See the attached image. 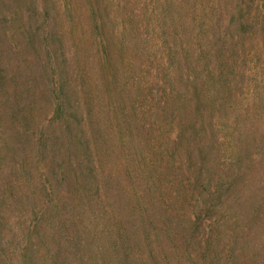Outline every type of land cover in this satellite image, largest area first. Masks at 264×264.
I'll use <instances>...</instances> for the list:
<instances>
[{
    "label": "rangeland",
    "instance_id": "obj_1",
    "mask_svg": "<svg viewBox=\"0 0 264 264\" xmlns=\"http://www.w3.org/2000/svg\"><path fill=\"white\" fill-rule=\"evenodd\" d=\"M13 5L20 13L6 23L5 31L14 50L0 58V69L23 71L27 84L31 75H37L38 84L31 82V86H38L42 93L36 101L35 121L49 125L28 133L40 142L45 140L46 162L30 145L10 161L22 165L20 173L13 172L5 157L0 160V198L8 197L14 188L13 198L0 205V244L13 254L11 262L51 264L53 259L46 262L45 258L60 249L73 262L65 242L57 245L54 238L65 233L78 241L77 229L83 240L89 231L109 232L107 223L114 234L124 233L116 201L118 194L135 187L139 205L149 217L144 218V227L140 222L129 232L136 240L120 241L121 255L130 247L136 249L130 258L137 264L153 256L157 264L207 260L264 264V19L258 20L255 14L256 5L263 6L264 0H251V18L262 23L254 21V29L249 28V36L238 39L235 48L232 29L221 35L217 29V37L210 36L220 50L217 61L226 63V71L220 73L205 68L201 61L200 47H209L198 38L201 0H102L101 37L91 34L88 28L93 21L75 6L73 32L63 42L69 59L65 83L70 90L87 96L89 92L98 127L106 134L98 149L90 151L91 158L84 151L73 152L79 168L99 179L87 185L78 170L81 187L68 182L57 185L52 162L47 171L41 170L53 157L60 125L59 119H53L52 125L46 122L55 106L46 90L52 83L62 88L61 82L67 79L59 69L42 72L39 66L44 68L48 59L29 50L23 41L29 23L22 12L35 9L37 0H13ZM82 28L87 29L85 37L78 33ZM106 46L105 61L101 49ZM74 125L73 130H79L84 122ZM72 127L60 131L68 134ZM54 161L56 166L61 162L58 157ZM148 166L158 168L147 173ZM15 179L16 185L10 187ZM49 184L54 188L46 197L43 187ZM149 187L155 188L153 194L147 193ZM47 199L54 200V205L44 213ZM196 208L193 227L188 216L195 220ZM45 225L56 232L45 231ZM99 243L105 246L101 256L91 253L89 263L77 264L116 262L118 245L110 246L105 237ZM23 247H27L24 255Z\"/></svg>",
    "mask_w": 264,
    "mask_h": 264
},
{
    "label": "trees",
    "instance_id": "obj_2",
    "mask_svg": "<svg viewBox=\"0 0 264 264\" xmlns=\"http://www.w3.org/2000/svg\"><path fill=\"white\" fill-rule=\"evenodd\" d=\"M100 3H102V0H37V6H34L35 9L27 11L24 14L22 12V17L26 15L25 21L29 23L28 28L23 33V41L27 44L29 50H32V52H38L48 59V63L44 68L39 66L40 69L42 68V72L48 71L49 69L51 71L59 69L62 75L65 76L66 71H68L65 69L68 67L69 59L64 52L63 42L66 38L71 37V32H73L71 24L74 15L72 14L76 5L80 6L79 10L82 9L84 11L88 20L91 19L93 21L92 24L89 23L90 28H88L91 34L101 37L100 32L102 31V28L100 27V21H98V15H100L99 13L101 12L99 8ZM251 11V0H201L199 17L200 31L198 32V38H202L201 42L205 43L206 46H209L207 48L200 47L201 55H203L201 61L205 68L211 69L212 71H218V73H220V71H226V63H224V61H217L220 58V50L218 51L216 46L213 45L210 36L217 37V29L219 30L220 35L222 32L226 33L228 29H232L234 33L230 36L232 39L231 46L232 48H235L241 39L245 40L246 36H249L248 29H254L253 27H255V20L251 18ZM19 13L20 8L16 9L14 7L13 0H0V36H3V38L0 39V58L2 60L6 55L5 53L11 52L12 49L8 42L9 39L7 40L6 32L9 31H5V25L6 23H9L10 19H16V16ZM255 14L257 15L256 18L258 20L261 18L262 21V19H264V5H256ZM65 16L67 18H65ZM69 18H71V20ZM255 22L257 25L262 23L259 21ZM74 26L75 29H77L75 23ZM86 30V28H82L78 33L85 37ZM251 32H254V30ZM238 39L240 40L238 41ZM107 48L108 47L106 46L101 49V60L105 59L106 61L107 55L109 54L106 53L108 50ZM205 52L207 55L206 57L204 55ZM210 53L212 54L209 55ZM59 58H61L62 61H60ZM22 72L23 71H2L0 69V160L5 157L6 164L11 167L15 174H18V172L20 173L19 168L22 167V165L17 164L14 166L10 161L15 159L16 155L25 153L23 150H26V147L29 145L32 147L31 151L36 153V156L40 160L45 162L48 160L46 155V149L48 146H46L45 140L43 139V141L40 142L39 139L33 138L31 134L30 136L28 135V133L34 128L40 129L42 126L47 128L49 125L48 124L45 127L44 123L35 121L36 101L42 93L38 86H31V82L38 84L37 75H31L32 79L30 83L27 84V79H25ZM77 78L78 72L76 73L74 80ZM59 79L63 80L62 78ZM66 79L67 81L63 80L61 82L63 84L62 88L59 87L58 89L56 83H52L46 90V94L48 96L50 95L55 104L52 108L51 117L46 122L51 121L50 124L52 125L53 119H59L60 125L57 127L59 134L54 129L58 135L56 136L58 145L54 147V149L52 147L53 157L49 159L48 164L42 167L41 170L44 169L47 171L46 168H50L52 162V168H57V178L55 180L57 185L68 182L77 187H81L79 177L76 173L78 170L82 173L81 180L85 179L87 185L91 182L96 183L99 179L87 170L86 173H84V169L79 168L78 155L76 157L72 156L73 152L80 154L81 150L91 158L94 154L90 151L98 149V144L103 141V138L101 137L106 134H103L101 128L98 127L99 120L94 116L95 106L89 92L87 93V96L82 92H78V89L70 90L69 84H67L69 86L67 87L65 83L68 82L69 79L67 77ZM218 81H220V77H218ZM56 89L59 90L58 93ZM80 90L85 89L83 88ZM81 122H84V127H80L79 130H73L76 127L74 124L80 125ZM71 124L73 127L68 134L61 133L60 128L65 131L71 126ZM123 124L126 125L127 123L124 122ZM86 125H88L89 130ZM75 145H77L76 150H74ZM70 149H72V151L68 152ZM62 150L64 153L60 154L59 151ZM56 157L60 158L61 161L57 166L54 163V158ZM157 161L159 164L158 166H161L159 159ZM162 161L164 160L161 159V162ZM151 165H153V163ZM156 168L158 167L148 166L146 169L147 173H152ZM138 172L140 173L141 171ZM43 175L46 174H42V180H45ZM168 176L169 174L165 177L166 180H168ZM165 178H157V180L160 183H163ZM16 181L17 179L13 180L9 186H15ZM43 188L46 197H50L54 188L53 185L49 184L47 187L44 186ZM134 188L135 187L128 188L118 194L116 201L117 209L119 211V228L124 233L114 234L110 223L105 224L106 227L109 226L111 228L109 232L105 231L106 234L100 231H97L100 233H92L89 231L85 234L84 240L80 239L79 229H77L79 234L78 241L72 236L70 237V235H65V233L62 232L64 235L58 234L54 240H56L57 245H59L60 242H65L69 248L73 262H70L71 257L64 249L58 250V252L52 257L51 253H48L49 256L46 254L45 256L47 257L45 258V261L48 262L53 259L51 264H77L78 261L82 262V260H84L86 263H89L91 253L95 257L101 256L104 253L105 246L100 244L99 241L105 237V239L108 238L110 246H112L113 243L118 245V248L116 249V262L112 264H137L133 257L132 259L130 258V253L136 251V249L128 247V255L126 252L121 255L120 248L121 240L125 243H131L136 240L129 232L132 231L137 223L141 222L144 227V218L149 217L147 214L148 211L139 205L140 202L136 198ZM13 189L9 191L8 197L0 198V205L3 204L4 200L13 198ZM96 189L97 192H99L97 185ZM152 192H155V188H147V193L153 194ZM17 199L20 200V197L18 196ZM53 205L54 200H45L42 206V212H47L53 207ZM197 217L198 212L196 208V216H194L195 220L191 221L190 219L192 216H188L189 222L193 227L196 223ZM72 219L75 220V218ZM44 230L54 234L57 229L53 228L51 225H45ZM52 230L55 231L52 232ZM123 236L125 238H122ZM138 246L139 245H134L133 248H137ZM26 249L27 247H23L21 252H26ZM24 254L25 253H23V255ZM11 255L13 257V254L9 252L7 246L4 243L0 244V264H13L11 262ZM146 261L145 264H157L154 256ZM228 262L229 259L226 263ZM201 264L212 263L207 260Z\"/></svg>",
    "mask_w": 264,
    "mask_h": 264
}]
</instances>
